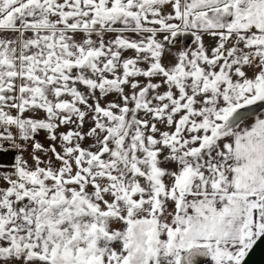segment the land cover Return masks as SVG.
<instances>
[{"label":"snow or ice","instance_id":"1","mask_svg":"<svg viewBox=\"0 0 264 264\" xmlns=\"http://www.w3.org/2000/svg\"><path fill=\"white\" fill-rule=\"evenodd\" d=\"M261 109L264 0H0V264H245Z\"/></svg>","mask_w":264,"mask_h":264},{"label":"water","instance_id":"2","mask_svg":"<svg viewBox=\"0 0 264 264\" xmlns=\"http://www.w3.org/2000/svg\"><path fill=\"white\" fill-rule=\"evenodd\" d=\"M245 264H264V240L257 243L249 256L246 257Z\"/></svg>","mask_w":264,"mask_h":264},{"label":"rangeland","instance_id":"3","mask_svg":"<svg viewBox=\"0 0 264 264\" xmlns=\"http://www.w3.org/2000/svg\"><path fill=\"white\" fill-rule=\"evenodd\" d=\"M181 43L184 45V46H189L191 44V40L190 39H185L183 40L182 42H178L177 43V47H180L181 46ZM261 110H264V109H261ZM5 161L7 162H11V156H6L3 158Z\"/></svg>","mask_w":264,"mask_h":264}]
</instances>
